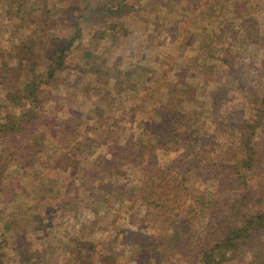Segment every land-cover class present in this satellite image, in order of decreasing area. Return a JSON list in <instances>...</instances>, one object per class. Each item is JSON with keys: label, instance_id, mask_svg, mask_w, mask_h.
I'll use <instances>...</instances> for the list:
<instances>
[{"label": "trees", "instance_id": "obj_1", "mask_svg": "<svg viewBox=\"0 0 264 264\" xmlns=\"http://www.w3.org/2000/svg\"><path fill=\"white\" fill-rule=\"evenodd\" d=\"M0 1L5 4L7 0ZM8 1L6 4L15 8L14 12L5 11L8 22L5 19L0 22L2 32L9 34L6 40L10 44V48L0 45V56H4L0 59V97L8 96V102L2 106L4 115L0 112V132L3 134L1 138L7 140V136L10 137L8 149L14 150L16 154L23 153L19 159L21 164H32L34 161L28 162V158L24 162V154L35 150L44 152L50 137L60 139L63 144L68 136H76L74 142L68 145L70 150H58L53 161L63 172L79 169L82 166L79 154L94 142H100L106 147L104 151L92 158L90 167L84 166L81 170V177L91 184L93 192L90 191V194L93 199L100 200L102 208L106 209L109 207L110 195L114 192L120 195L124 189L121 180L123 175H119L120 168L133 161L137 166L145 165L140 166V184L134 186V190L140 192L136 196L131 193L128 195L133 197V207H148L152 215V229L160 217L169 221L168 226L174 228L170 237L165 236L170 261L172 257H177L180 264H264V77L261 80L256 75H245V70L235 68V61L230 56L221 55L223 51L217 52L213 61L225 65L226 73L219 76V79H225L226 83L224 81L222 84L225 88L220 85L206 94L210 101L208 111L211 120L205 125L204 122L199 123L201 117H204L201 114L206 111L204 108L191 109L183 104L187 100L194 101L199 95L198 87L194 89L188 81L165 79L164 90L160 92L162 97L157 103H151L155 91L137 102L138 93L145 89L146 82L151 81L150 71H155L146 64L149 57L145 49L142 50L145 63L135 62L127 68L107 60H89L91 51H86L80 60L75 59V49L87 38L85 31L88 25L92 24V31L97 34L90 35L94 40L91 45H99L106 51L119 43L118 36L122 34L119 31H122L123 26L113 30L107 18H119L128 23L135 15L134 0H71L74 5L66 3V0ZM151 1L160 7L187 4L184 0ZM225 2L229 6L227 13L222 11L223 2L220 0L205 15L201 14V18L206 20L211 17V24L218 27L210 29L207 23L200 28L192 22L193 30L185 26V36L182 35L185 41L187 38L197 40L200 37L206 46L211 45V40L215 38L220 43L219 48L225 50L222 42H225V37L221 32L227 29L226 37L229 40L245 39L249 45L261 48L264 56V35L259 32L262 26L260 17L244 7L240 0ZM259 8L255 6L253 10ZM184 10H187L186 6L181 15L186 14ZM153 11L152 16L148 13L140 14L142 27L150 20L156 23L154 30L169 29L168 35L179 37V28L175 23L176 28L168 23L164 24L166 28H161V16H157L161 10ZM221 15L223 18L216 23ZM21 20L25 21L20 23ZM230 25L233 27L227 28ZM11 26L14 27L9 29ZM148 42L153 49L150 39ZM10 54L9 59L15 61L14 64L6 60ZM152 54L153 51L150 56ZM161 57L162 54L157 53L152 60L157 63ZM208 70H212V65L206 66L203 71ZM84 78V92L91 90L90 95L93 92L91 100L96 102L93 111L100 116L99 125L92 126L91 123L86 127L91 130L93 127L97 133V136H92L95 138L90 136L91 131L85 132L83 129V111L70 108L69 100L57 110L50 106L48 113L41 107L47 94L55 93L58 89L59 93L67 88L76 90ZM221 89L233 93L235 99L241 94L248 98L244 99L245 102L236 100L239 106L225 109L222 113L221 107L217 105ZM58 97L59 94L57 100ZM64 97L61 94L62 102ZM115 97L119 101L122 98L128 99L130 105L127 108L119 106L118 112L113 108ZM65 106L68 110L61 118L57 113L65 109ZM144 112H150V115ZM221 114L222 118H219ZM130 120L138 122L140 128L135 131L126 130ZM124 131L127 135L121 136ZM120 139L122 142L117 144ZM160 154L167 156L164 162L159 159ZM132 171L135 174L137 168ZM195 181L203 184L210 182L214 188H208L207 196L200 193L195 185L187 187V183L195 184ZM6 191L7 194L13 193L9 188ZM189 197L194 201L187 208V212L192 213L191 217L175 220L169 214H164L163 209L169 210L167 205L173 200L181 201L180 205L183 206L188 203ZM41 198L44 200L46 196L42 194ZM196 204L201 205V211H207L208 206V209L218 214H213L215 218L208 221L206 229L199 235L193 234L190 228L197 223L200 210ZM133 211L129 210V213ZM143 224V230L139 233L144 237V229L149 225ZM136 234L131 231L125 237ZM136 236L137 240H141ZM139 242L141 249L147 247ZM158 242L149 245L157 252V258L165 256L167 252ZM115 249L116 246H112L111 251L104 254L108 264H121L119 256L125 248L122 246L119 250ZM127 252L126 249L125 255ZM141 257L142 253L136 254L135 262L141 264L144 260Z\"/></svg>", "mask_w": 264, "mask_h": 264}, {"label": "rangeland", "instance_id": "obj_2", "mask_svg": "<svg viewBox=\"0 0 264 264\" xmlns=\"http://www.w3.org/2000/svg\"><path fill=\"white\" fill-rule=\"evenodd\" d=\"M184 1L187 2V4H181L186 6L187 10H184L186 13L185 15H181L183 14L182 9L184 6L173 5L160 7L156 6L155 2L151 0H144L141 2L140 0H134L133 2L136 6L134 17L130 12V15L134 19L131 18L128 23H126V21L119 18H107L113 30H119L120 26H123L122 31H119V33L123 34L118 36L120 38L119 43H115L106 51H103L99 45H91L94 43V40H92L90 35H97L95 31H92L93 28H91V24L87 26L85 31V34H87L86 40L81 42L75 49L74 57L80 60L85 56L86 51H91L92 56L88 58L89 60L98 59L100 62L102 60L106 62L107 60V62H116L127 68L133 63L135 64V62L139 64L140 62L145 63V58H142V50L145 49V53L148 52L146 56L149 57L146 64L152 66L155 71H150L151 81L150 83L149 81L146 82L145 89L138 93L137 102L141 97H145L147 94L155 91L151 103L155 101L157 103L162 97L160 92L164 90L163 82H166L165 79L176 80L178 82L188 81L194 89L198 87L197 90H199V95L194 101L187 100V102L184 101L183 104L191 109L202 110L204 108L206 111L201 113L204 117H201L199 123L204 122L205 125H208L211 116L209 113L210 110L208 111V109H210V101L206 94L210 92L212 88L217 89L220 85L225 88L222 84L224 81V83H226L225 79H219V76L226 73V67L222 63H215L216 61H213L215 54L219 51H223L221 55L224 54L226 56L227 54L235 61V68L240 71L245 70V75H247V73H249L250 76L256 75L257 78L261 80H263L264 77V56L260 50L261 48L251 44L249 45L245 39L229 40L226 37L228 34L227 29L221 32L225 37V42L222 41L225 45V50L219 48L220 43L217 42L218 40L215 38L211 40V45L206 46L202 44L203 40L200 37L197 38V40L194 38L192 40L187 38V41H185L182 36L184 35L185 26H190L193 30L192 22L196 23L200 28L207 23L210 24V29L214 27L210 22V20L213 19H211V17L208 20L203 17L201 18V14L205 15L209 10L213 9L220 0ZM221 1L223 2L222 11L227 13L229 6L225 0ZM65 2L71 5L75 4L71 0H66ZM241 2L244 7H248L253 14H257V16L260 17L262 26L259 27V32L261 35H264V0H240V3ZM6 3L8 4L9 1L7 0ZM6 3L4 4L3 1H0V22L2 19L8 22L5 17L6 10L14 12L15 7L13 5H7ZM255 6L260 8L258 10H253ZM156 9L161 10L159 14H157V16H161L159 19V26L161 28H166L167 26L164 24L168 23L169 25L172 24L174 27L175 23V26L179 28V37L168 35L169 29L163 31H160L161 29L154 30L156 23L150 20L142 27L140 14L148 13L152 16L154 15L153 10ZM237 11L239 12L238 9ZM23 18H26V16H23ZM222 18L223 15L216 20V23H219V20ZM24 21L25 20H21L20 23ZM13 27L14 26L8 28L12 29ZM216 27L218 26L214 28ZM231 27L233 26H227V28ZM140 29L142 30L140 31ZM2 31L0 26V45L10 48V44H8L6 40L9 34H5ZM21 33L26 34L25 31ZM148 39L151 40V44L154 46L153 49L150 48ZM151 51H153L154 54L150 56ZM157 53H161L162 57L157 63H154L152 59L157 56ZM103 54L105 56H103ZM10 56L11 54L7 55L6 60L9 61ZM152 56L154 57L151 59ZM3 57V55L0 56V59H3ZM85 60H87V58H85ZM193 61L195 63H192ZM10 62L14 64L15 61L10 60ZM209 65H212V70L203 71L206 69V66ZM1 66L2 64H0V67ZM1 71L0 68V72ZM84 80L85 78L78 84L79 86L76 90L67 88L62 89L59 93L58 89V91H56L58 93L52 92L53 94H47V98L44 99V103L41 107L44 108L45 113H48V111H50V106L57 110L69 100L71 104L70 108L83 111L84 117L81 120V122H83V129L85 132L91 131L90 134L92 135L89 133L88 135L92 137L97 136L92 126L100 124L98 123L100 116L96 115L93 111L96 105V102L91 100V96L93 98V92L92 95H90L91 90L84 92ZM1 82L0 76V83ZM44 86L48 87L46 85ZM61 88L62 87H60V89ZM226 88L229 89V87ZM0 89H2L1 84ZM113 92L116 93V91ZM57 94H59L58 100L56 99ZM61 94L65 95L64 102L61 101ZM190 95H192V92H190ZM234 97V94L230 91L227 92L225 89L219 91V104L217 105L221 107L222 113L225 109L229 110L230 107L239 106L236 100L245 102L244 99L248 98L243 94L237 96L238 99ZM115 98L113 108L118 112H120L117 109L119 106H121V108H127L130 105L128 99L122 98L121 101H119L117 97ZM155 98L156 100H154ZM5 102H8V96L1 95L0 112L2 116L4 115V107L2 106ZM64 108L65 109L61 111L58 110L57 113L61 118L65 116L68 110L66 106ZM144 114L150 115V112H144ZM222 115L223 114H221L219 118H222ZM91 123L93 124L91 126L92 130L86 128L91 125ZM119 123L123 124V122ZM72 124L75 123L72 122ZM128 124L130 126L128 125L126 130L130 129V131H135L140 128L138 122H134L133 120L128 121ZM214 124H217V122ZM78 130L81 131L82 129L78 128ZM2 135L3 134L0 132V264H108L107 260L104 258V254L110 252L112 246H116L115 250H119L122 246L125 248L119 256L121 264H140L136 263L134 260V256L140 253H142L144 259L141 261V264H180V262L177 261V257H172L171 261L170 258H168L169 249L165 242V236L170 237L174 231V228L168 226L169 221L163 220V217H160L158 218L160 221L152 229V224L150 222L152 215L148 212V207H141L140 205H135L133 207L131 203L133 197L128 195L131 193L136 196V194L140 192V190H134V186L135 184H140V180L142 179L140 166L145 165L137 166L136 162L133 161L120 168L119 175H123L121 180L124 183V186H122L124 189L120 192V195L116 192L110 195L109 207L105 206V209L102 208L100 200L98 201L96 198L93 199L94 197L90 194L91 184L88 183L86 178L81 177L82 168H84V166L90 167L92 158L99 156L98 153L104 151L106 147L103 144L94 142L93 145L79 154V157L82 159L83 167L81 166L79 169H70V171L63 172L56 167L53 157L60 149L70 150L68 145L74 142L73 139L76 136H68L63 140V144L60 143V139L54 136L50 137L49 144L47 143V149L45 148L44 152L35 150L28 154H24V158H26L24 162H26L27 158L28 162L29 160L34 161L30 165H25L21 164L19 160L20 155L23 153L16 154L14 150L8 149L7 142L10 137L7 136L6 140L1 138ZM123 135L126 136L127 133H125V131L121 132V136ZM119 142H122V140H118L117 144H119ZM166 158L167 156L164 157L162 154L159 156L162 162H164L163 160ZM136 168L137 171L133 174L132 170H136ZM26 172H28V175L24 176L23 174ZM91 179H93V177ZM192 185H195L194 187H196L200 193L207 196L209 194V189L214 188L210 186V182H207V184H203L201 181H195V184L187 183L188 188L192 187ZM198 185L200 186L198 187ZM8 188L11 189L13 193L7 194L6 189L8 190ZM42 194L46 196V199L44 198V200H42ZM39 199H41L42 202L39 201ZM192 202L194 201L189 197L188 203L181 206V201L173 200V202L167 205L169 210L166 211V209H163L164 214H169L175 220L177 218L180 219V217H191L192 213H188L187 208L188 204ZM121 205L122 208H120ZM196 206L200 210L196 218L197 223L191 225L190 228L193 230V234L199 235L203 229H206L208 221L215 218L213 214H218L212 211V209H208V206L206 207L207 211H201L202 207L200 204H196ZM132 209L134 210L133 213H129V210ZM144 212H146V214ZM143 223L149 225L144 229L146 234L144 237L143 234L139 233L143 230L141 227V224L144 226ZM131 231L136 232V235L141 238V240H138L141 241L142 244L147 245V247L141 249L138 246L140 242L137 240L136 235H129L126 238L125 235H128ZM133 242H137V244ZM157 242L161 243V245H163L162 249L167 251L165 256H158L157 258V252H155V250L153 251L149 246ZM126 249L128 252L125 255ZM194 251H196V249Z\"/></svg>", "mask_w": 264, "mask_h": 264}]
</instances>
